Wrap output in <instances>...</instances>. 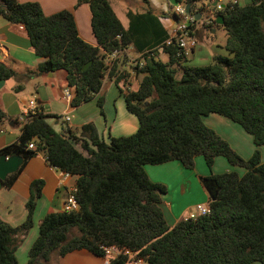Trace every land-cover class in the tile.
I'll return each mask as SVG.
<instances>
[{"label":"trees","instance_id":"trees-1","mask_svg":"<svg viewBox=\"0 0 264 264\" xmlns=\"http://www.w3.org/2000/svg\"><path fill=\"white\" fill-rule=\"evenodd\" d=\"M173 1L192 3V14L203 11L198 6L202 0ZM81 4L89 8L96 46L78 36L69 11L46 16L35 2L0 0V16L22 26L33 52L43 59L35 75L62 71L67 86L74 89L72 107L96 98L105 74L116 71V61L107 64L115 50L131 46L141 53L161 48L168 60L162 63L144 53V66L134 68L142 76L135 91L127 90L123 73L114 81L127 113L137 120L133 134L105 142L91 123L76 136L70 130L54 131L48 120L57 116L35 114L28 116L16 142L0 149V156L23 160L6 178L5 187L39 152L49 166L76 178L79 209L43 217L26 264H46L53 253L62 257L75 250L103 258L101 246L127 249L146 264H264V0L223 5L217 15L223 17L226 55H213L200 67L184 65L186 58L165 44L167 34L150 12L137 17L150 20L145 23L147 34L136 24L125 30L109 0H77L76 6ZM15 76L0 63V80ZM21 89L19 84L15 91ZM96 104L101 109L102 99ZM209 115L231 121L252 138L255 149L248 158L205 125ZM8 121L0 109V127ZM30 142L34 150L28 149ZM196 157L203 159L209 173L201 178L205 187L213 184L216 190L214 200L208 201L209 214L169 226L162 202L166 188L152 182L144 167L176 161L193 170ZM219 157L230 171L213 174ZM42 187L41 180L31 182L23 223L12 228L0 220V264H17L14 251L32 227ZM72 231L76 233L69 237ZM125 260L120 257L110 264Z\"/></svg>","mask_w":264,"mask_h":264},{"label":"crops","instance_id":"crops-1","mask_svg":"<svg viewBox=\"0 0 264 264\" xmlns=\"http://www.w3.org/2000/svg\"><path fill=\"white\" fill-rule=\"evenodd\" d=\"M17 1L20 3L35 2L39 4L43 14L46 16L60 11L71 12L78 36L87 44L96 46L90 26V12L86 4L76 6L77 0ZM234 1L240 6L250 2V0H248V3H246V0H231L228 2ZM171 2L174 3L173 0ZM215 2L219 6L225 4L222 0H213L211 2L210 0H202L200 2L201 4L198 6H203V11L200 13L199 19H202L203 15H205V7ZM109 4L125 30L129 26L136 24L142 33H150L148 28L150 20L137 18L147 12H150L157 19L167 37L175 24V17L164 13L162 10L153 8L151 0H109ZM145 23L148 24L146 27ZM192 33L197 40V46L186 57L184 65L200 67L207 65L213 55H226L224 46L227 36L221 25H215L207 29L200 23H196L192 28ZM148 40L150 41V38ZM151 46L152 40L147 44V47ZM151 51L154 52L145 50L138 53L131 46L122 50L118 54V59L115 63L116 71L111 76L108 72L105 74L100 92L96 98L91 102L72 107L70 105L71 99L66 100L63 91L68 88L73 95L74 89L67 86L64 73L57 71L45 75H35V70L43 59L36 56L33 52L22 26L12 25L0 16V63L13 70L16 74L13 78L5 81L0 80V109L9 120L0 127V149L16 142L23 125L20 122V117L30 100L35 101L41 114L61 117L64 126L61 127L60 132L70 130L78 136L81 132V127L91 123L105 142H109L112 137L133 134L138 126L137 120L134 116L127 113L123 97L120 95L114 81L118 75L120 76L123 73L127 76V90L135 91L142 76L137 74L134 68L135 64L142 61L144 53L162 63H166L168 60L167 53H164L161 48ZM19 84L22 89L15 91ZM106 84L109 87H115L117 94L112 93L111 88H109L107 93L111 95L109 99L104 100L101 96ZM118 86L122 87V82ZM97 98L102 99L101 109L96 105ZM66 118H68V121H66ZM208 118L211 120L206 122ZM49 120L48 123L50 124ZM204 123L228 143L231 135L227 133V128L238 131L237 128L229 124L230 121L220 116L217 117V115H209L204 119ZM53 124L57 125L58 121L55 120ZM54 131L56 130L54 129ZM221 132L224 133L222 134ZM254 149L255 147L249 143L248 152H246L244 158H248ZM216 165H219L218 168L221 173L230 171L226 161L219 157L214 161L213 174H219L217 173L219 171L215 170ZM200 166L202 167V161L199 157H196L194 167L198 168ZM179 169L184 172V168L176 161L158 166L148 165L144 167L146 175L152 182L162 184L166 188V194L162 197V202L165 218L169 226H173L178 221L183 220L186 213L194 205L206 204L209 201L205 184L201 180V178L209 176L208 171L203 167V170L201 168L200 173H197L198 176H201L200 183L202 186H199L192 179V176L187 178L184 175L181 176L178 173ZM35 180H41L43 187L41 196L36 201L32 216V227L26 235L20 238L14 251L17 264L27 263V253L38 235L40 221L46 214L62 212L63 202L69 190L76 185L74 176L66 177L58 169L49 166L43 154L39 152L26 162L24 167L16 174L11 185L0 188V220L3 223L13 228L24 222L26 218L25 204L30 197V184ZM169 182L173 183V185L171 186ZM191 184L194 185L198 195L194 201L185 204L182 202V197L189 193ZM46 264H104V259L86 250H75L62 257L53 253L49 256Z\"/></svg>","mask_w":264,"mask_h":264},{"label":"built area","instance_id":"built-area-1","mask_svg":"<svg viewBox=\"0 0 264 264\" xmlns=\"http://www.w3.org/2000/svg\"><path fill=\"white\" fill-rule=\"evenodd\" d=\"M213 0H210V2ZM215 6H206V15L199 20H196L194 14L185 12V3H175L173 16L175 17V24L172 30L169 33L168 38L165 41V44L173 45L179 50V54L186 58L189 53L197 46V40L195 39L192 28L196 23H200L204 28H211L216 25L215 18L217 16V12L223 7L219 6L217 2H215ZM235 3V1H234ZM121 51L115 50L108 56L107 61L110 66L112 62H115L118 59V54ZM144 66V61L135 64L137 69H140ZM64 98L66 100H70L72 98V94L70 90L67 88L63 91ZM41 114L39 108L36 106L34 100H30L23 110L22 115L20 117V122L24 125L27 121L28 116ZM68 121V118H66ZM28 149L34 150L33 143L28 144ZM64 176H70L69 174L63 173ZM76 187H72L62 206L63 212H75L79 209L78 204L75 199ZM209 214V202L206 204H196L193 208L186 213L183 220H194L199 216H204ZM103 252L104 264H110L112 260H116L120 257L126 258L124 264H146L145 260L136 257V253H132L127 249L119 248L115 246L108 247H100Z\"/></svg>","mask_w":264,"mask_h":264},{"label":"rangeland","instance_id":"rangeland-1","mask_svg":"<svg viewBox=\"0 0 264 264\" xmlns=\"http://www.w3.org/2000/svg\"><path fill=\"white\" fill-rule=\"evenodd\" d=\"M228 1H231V0H222L223 3H227ZM246 3H248V0H246ZM151 5L153 6V8L157 9V10H162L164 13L168 14V15H173V11H174V7H175V4L173 2H171V0H151ZM207 13H205L206 15ZM203 15V17L205 16ZM111 88L112 90V93L114 94H117L116 92V89L115 87H109L108 84L105 85L104 89H103V92H102V96L103 99H109V95L107 92H108V89ZM91 102V101H90ZM88 103V102H87ZM97 105V104H96ZM98 107V106H97ZM58 118L57 119H50L49 122L51 124V126L56 130V132H60V130L62 129L61 127L64 126V123H62L61 121V117L60 116H57ZM218 117V116H217ZM211 118V117H210ZM208 118L206 122H208V120L210 121L211 119ZM55 120L58 121V124L57 125H54L53 123L55 122ZM227 120V119H226ZM229 121V120H228ZM232 126H234L235 128H237L238 131H235L233 129H229L227 128V133L230 136V138L228 139L229 141V145L231 146V148L242 158L245 157V154L246 152H248V145L249 143L253 145L252 143V139H250L251 137L246 134L238 125L232 123L230 121V123ZM234 124V125H233ZM226 129V128H225ZM134 133V132H133ZM222 134L224 132H221ZM244 137V138H243ZM246 138V139H245ZM200 160L202 161V167H198V168H195L193 170H187V169H184V172L183 171H180L181 169H179L178 173L182 176L184 175L185 178H187L188 176H192V179H194V181L197 182V184H199V186L202 184L200 183V177L201 176H198L197 173H200L201 171V168L203 170V167L206 169V166L203 162V160L201 159V157H199ZM262 159L264 160V153L262 152ZM224 160V159H223ZM219 165H216L215 166V170L216 171H219L217 173H221L219 168H218ZM207 170V169H206ZM238 173H242L241 170H237ZM183 172V173H181ZM170 185L172 186L173 183L169 182ZM170 187V186H169ZM171 189V188H170ZM172 190V189H171ZM197 192H196V189L194 187L193 184H191V189L189 190V193L184 195L182 197V202L187 204V203H190L192 201H194L197 197ZM76 232L72 231L70 234H69V237L74 235ZM254 264H260V263H254Z\"/></svg>","mask_w":264,"mask_h":264},{"label":"water","instance_id":"water-1","mask_svg":"<svg viewBox=\"0 0 264 264\" xmlns=\"http://www.w3.org/2000/svg\"><path fill=\"white\" fill-rule=\"evenodd\" d=\"M216 3L212 4V7L215 6ZM192 3H187L185 4V12L186 13H191L190 8H191ZM194 17L196 20H199L200 18V13H195ZM215 23L216 25H222L223 23V17L221 15H217L215 18ZM89 64H85L82 67V70L86 69ZM22 158L19 156H9L5 157L3 155L0 156V188L3 186L4 181L6 180L7 176L15 173L18 171L20 166L22 165ZM205 190L211 200H214L216 196V190L214 189L213 184H211L209 187H205Z\"/></svg>","mask_w":264,"mask_h":264}]
</instances>
